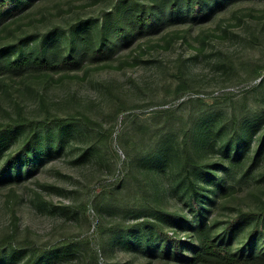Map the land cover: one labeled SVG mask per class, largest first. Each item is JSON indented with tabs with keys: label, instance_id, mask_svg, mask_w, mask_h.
<instances>
[{
	"label": "rangeland",
	"instance_id": "obj_1",
	"mask_svg": "<svg viewBox=\"0 0 264 264\" xmlns=\"http://www.w3.org/2000/svg\"><path fill=\"white\" fill-rule=\"evenodd\" d=\"M149 5L28 0L0 25V49L40 53L43 38L57 35L69 52L84 28L101 46L126 9ZM121 37L80 70L0 82V124L18 123L0 136V162L24 142L30 121L40 136L32 165L0 177V264H23L31 247L44 249L35 264H91L94 251L98 264H186L162 250L156 224L184 235L198 217L238 252L264 247L261 233L248 239L252 218L224 228L264 205V80L247 78L264 76V0H222L202 18ZM235 124L249 134L237 148ZM186 142L197 150L191 180ZM193 246L183 248L190 255Z\"/></svg>",
	"mask_w": 264,
	"mask_h": 264
},
{
	"label": "trees",
	"instance_id": "obj_2",
	"mask_svg": "<svg viewBox=\"0 0 264 264\" xmlns=\"http://www.w3.org/2000/svg\"><path fill=\"white\" fill-rule=\"evenodd\" d=\"M96 2L98 0H90ZM222 0H150L149 10L136 11L126 9L121 18V26H112L109 30V38L106 44L98 46L93 33L84 28L76 36L72 49L67 52L64 44L57 35H48L42 40L40 53L35 50L24 55L15 57L11 50L4 47L0 49V82L6 76H20L27 71H40V73L69 72L80 70L85 63L95 62L96 58L106 54L110 41L114 34H120V40H125L135 31L155 30L165 19H175L181 17L202 18L211 9L213 4ZM28 0H0V25H2L10 16L17 14L27 4ZM56 34V33H54ZM31 74V72H29ZM260 77L258 84H262L264 76L259 72H253L247 78L252 80ZM32 121H30L29 132L26 134L21 146L6 154L0 162V177L13 169L19 171L22 161H25L26 167L33 163L31 153L36 150V143L40 136L33 133ZM36 122L35 124H38ZM43 127L44 122L40 123ZM239 127V128H238ZM18 123L0 124V136L12 134L17 131ZM243 125L234 126V147L237 148L238 139L248 137ZM62 139L56 141L60 146ZM1 144V141H0ZM191 143L186 142L182 147V156L184 158L183 169L187 174V164L194 165L196 149H191ZM189 180H191L188 177ZM231 188V187H230ZM192 207L199 209L200 206L196 198L191 199ZM177 219L186 223L190 219L183 213H178ZM247 218L253 219V224L248 232V239L253 240L258 233L264 235V205L260 211H240L237 215L227 219L224 228L226 231H232L238 224ZM147 221V220H145ZM198 223L189 226V230L184 231V235H179L178 228H174L173 234L163 231L160 225L156 224L157 242L164 251H173L179 259L185 260L186 264H264V247L259 250H250L249 252L234 250L230 241H225L214 236V227L212 224L197 218ZM142 222H137L138 225ZM100 225V224H98ZM140 225V224H139ZM8 244L12 245V234L9 235ZM183 238V239H182ZM194 241L191 254L189 255L183 245ZM10 249H13L10 248ZM99 252L104 253V246L99 245ZM1 252V249H0ZM44 249L40 247H31L23 260V264H35L37 259L43 254ZM98 251L92 254L91 264H98ZM105 264V263H104Z\"/></svg>",
	"mask_w": 264,
	"mask_h": 264
}]
</instances>
